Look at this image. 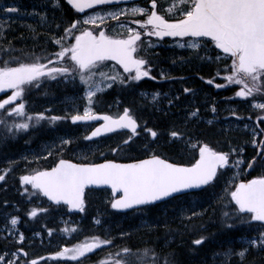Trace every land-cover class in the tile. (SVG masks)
Returning a JSON list of instances; mask_svg holds the SVG:
<instances>
[{
    "label": "trees",
    "instance_id": "16d2710c",
    "mask_svg": "<svg viewBox=\"0 0 264 264\" xmlns=\"http://www.w3.org/2000/svg\"><path fill=\"white\" fill-rule=\"evenodd\" d=\"M190 6L188 4L186 7ZM6 8H16L17 11H4ZM96 12L90 17L98 20L100 14ZM44 13L49 19V30L39 26ZM178 15L175 14L176 18L183 17V14ZM86 18L89 19L88 15L82 17L75 12L67 0H0V67L5 65L4 57L8 55L7 67H18L22 62L39 63L40 60L48 64L58 61L56 54L71 43L75 35L73 23H81ZM22 22L35 23L37 27H27L21 25ZM70 28L69 33L67 30ZM159 39L154 37L151 43L144 46L148 61L144 71H148V76L128 86L111 80L113 86L101 96L107 100L120 98L129 112L137 114L141 121L140 131L144 135L137 137L138 133H125L131 139L111 147L121 148L120 151L97 150L94 144L100 139H84L86 125L61 120L82 93L77 77L74 80L62 78L50 81V76H44L38 78L44 80L38 88L35 81L31 86H22L29 88L27 94L24 96L23 92L21 96L26 111L43 114L45 119L43 123L33 124L24 130L17 128L12 119L0 115V175L5 174L4 182L0 183V223L9 215L18 214L22 217L21 228L28 235L40 231L46 238L51 231H65L62 225L56 224L58 217L67 211L65 206L48 204L44 198L42 204H38V196H28L27 192L22 195L25 186L22 177L26 173L29 175L36 168L50 167L60 158L77 162H97L107 158L125 161L144 158L150 152H155L173 162L191 164L197 159L199 148L208 145L229 154V166L220 168L216 179L200 191L121 213L110 207V190L88 189L84 210L73 213L76 221L83 215L74 230L80 239L92 235L106 237L109 243L78 264H113L106 258L110 255L118 256L117 264H143L135 262V255L157 256V262L161 264H165V261L167 264H196L202 254L205 257V254L228 245L230 234L231 246H237L240 236L264 231V224L251 220L250 213H242L248 217L246 223H234L231 227L222 218V207L234 188L230 185L234 159L240 156L244 158L242 179L264 176V139L254 146L253 134L242 125L255 121L264 110L254 107V104L264 103V77L258 83L261 88L259 93L240 97L237 92L243 85L230 84L226 79L229 71L230 74L234 72V57L226 55L215 43L204 39L200 46L194 47L173 42L167 36L162 41ZM57 40L61 43H56ZM102 68L93 72L105 82L109 80L112 70ZM101 73L106 75L102 76ZM210 80L212 83H208ZM247 82L250 87L253 86L252 81ZM217 84L225 87L217 88ZM14 91L11 89L10 94ZM143 91H159L162 95L161 105L144 100ZM10 110L11 104L5 105L0 109V114ZM75 110L76 113H84L82 106ZM97 110L107 111V108L100 106ZM193 112H196L194 119L190 117ZM180 116H185V119H178ZM51 117L60 119L51 120ZM149 129L157 135L153 137ZM172 132L180 135L173 137ZM57 135H68L73 140L65 145L66 149L57 147L55 143L57 148L49 155L39 154V144L56 142ZM180 136L196 137L200 144L190 149L178 139ZM26 156L24 161L23 157ZM24 201L25 205L22 203ZM233 206H237L235 202ZM183 209L191 214L188 218H179ZM33 210L37 212L34 217L31 215ZM197 212L202 215L196 216ZM96 215L101 218L99 223L93 221ZM199 237L203 238L204 243L194 244ZM54 238L52 236L51 239ZM61 243H65L67 248L72 246V242L65 238L61 239ZM8 248L15 249V242L0 237V250ZM125 249L129 251L125 252ZM27 251L29 258H39L44 264L50 257L53 263L47 264H73L62 258L54 260L63 250L50 248L39 241L35 245H27ZM231 264H264V250H251L248 260Z\"/></svg>",
    "mask_w": 264,
    "mask_h": 264
},
{
    "label": "snow or ice",
    "instance_id": "6c2138e0",
    "mask_svg": "<svg viewBox=\"0 0 264 264\" xmlns=\"http://www.w3.org/2000/svg\"><path fill=\"white\" fill-rule=\"evenodd\" d=\"M78 11L83 12L85 8H92L96 4L111 3L112 0H68ZM170 7L165 12H173L180 9L183 12V18L175 23H170L159 15L156 11V0H151V12L142 7H133L130 10H121V14H146L147 25H152L154 31L150 33L156 36H192V37H210L215 45L222 49L225 54L234 57L232 75L226 77L230 84H240L243 87L237 92L240 97H249L254 93H259L261 88L258 85L261 77H264V0H168ZM190 4L191 7L186 6ZM4 11L16 12V8H6ZM113 19H118L117 14H111ZM103 19L102 17H97ZM95 19L89 18L83 23H95ZM77 21L72 25L76 27ZM71 32V28L67 30ZM130 35L127 39H113L106 36L103 31L99 35H94L92 31H83L81 35L75 37V44L69 48H63L56 55L63 59L69 52L70 59L75 62L81 70L80 78L88 83L94 73L89 72L86 77L84 70H90L96 66L97 62L105 60H117L124 66L125 71L136 69L133 80H139L143 76H148V71H141V67L146 63L142 59H135L133 53L136 52V42L140 40V33L129 29ZM56 43H61L57 40ZM197 46L196 44L193 45ZM46 65L41 63L20 64L18 67H0V91L5 89H15L8 99L0 102V109L5 105L11 104L24 92L22 87L25 84H31L45 75L69 73L68 68H51L45 71ZM102 76L106 74L101 73ZM54 78V77H53ZM115 79V77H112ZM248 80L253 82L250 87ZM212 83V81H208ZM38 86V85H37ZM217 88L225 85H216ZM97 91H100L98 88ZM185 91H190L185 89ZM94 92H89V99ZM158 95V94H157ZM155 98V97H154ZM254 107L264 109V103L254 104ZM215 111V109H213ZM16 114L24 112V104H19L12 109ZM193 116L196 112L192 113ZM31 120L32 117H26ZM45 119L43 114L38 120ZM51 120L60 119V117H51ZM75 121L99 119V117L85 112L84 115L71 117ZM106 124L103 131L109 132L116 128H128L132 133L136 132V121L125 110L123 116L119 119H112L104 116ZM264 119V117H261ZM19 129H28L29 123L16 125ZM153 137L157 135L155 131L148 130ZM101 133L97 128L92 136ZM173 137L180 134L172 132ZM90 139L91 137H87ZM127 142V141H126ZM243 161H235L236 165ZM229 166V154L214 151L208 145L200 148V159L191 167H181L160 157L153 156L151 159L143 160L132 164H116L108 162L100 165H77L69 161L60 160L58 165L51 171L37 172L32 176L22 177L24 184H31L34 188L41 189L44 195L55 200L57 203L64 201L73 208L83 211V194L88 185L110 184L114 191L123 192L121 199L112 204L113 208H130L134 205L149 204L169 197L173 193H178L184 189L200 187L213 181L217 175L218 168ZM251 167V164L249 165ZM4 175H0V180H4ZM231 197L239 206L240 213H250V219L264 223V177L252 179L247 183H240L236 190L231 192ZM34 217L36 210L31 212ZM227 215V214H225ZM97 223H99L97 221ZM12 225L17 224L14 218ZM23 240V236L20 237ZM100 243H85L77 245L72 249L65 248L57 254V257L78 260L84 257L86 252L93 251ZM203 243V238L194 241V244ZM252 246L264 248V233H261L258 240L249 241ZM125 252L129 250L125 249ZM246 250L236 253L241 259L245 257ZM230 256L231 253H225ZM0 260L3 257L0 256ZM10 264V262H9ZM32 264H37L33 260ZM167 264V261H165Z\"/></svg>",
    "mask_w": 264,
    "mask_h": 264
},
{
    "label": "rangeland",
    "instance_id": "374dc122",
    "mask_svg": "<svg viewBox=\"0 0 264 264\" xmlns=\"http://www.w3.org/2000/svg\"><path fill=\"white\" fill-rule=\"evenodd\" d=\"M126 2H127L126 3L127 5L122 6V10H125L124 8L129 9V10L132 9L133 7L129 3L130 1H126ZM137 7L145 8V9L148 10V12L152 11V8L148 9L146 7H143L141 4L137 5ZM162 8H163V10L166 9V5L163 6ZM113 9L114 8L108 9V11L103 15V17H102L103 19L102 20L99 19L96 22V24L94 23V24H91V25L93 27L97 26L95 28H96L97 31H99L100 28H101L100 24L102 22L106 21V22L111 23L110 21H113L111 23L112 24L111 25L112 29H111L110 32L113 33V34H118L119 36L130 34L129 33V29H132V30H134L136 32L139 27H141V30H143V32L145 34L147 32L148 33H152L155 30L152 25H147L146 24V20H147V15L146 14H136L134 16L133 14H131L130 11H127V14H121V10L115 8L116 10L113 11ZM111 14H117L119 18L118 19H113ZM160 15L164 16V18L166 20H168L170 23H175L179 19L183 18V17L176 18L175 13H173V12L160 13ZM21 25H25V26L31 27V28L37 27V25L35 23L22 22ZM83 31H84V28H79L76 31L77 34L74 35L73 41L71 43L65 45L63 48H69L72 45H74L75 44V37L81 35V33ZM186 37L187 36H183V37H181V36H170V38L173 40V42H175V41L180 42ZM189 38H190V43L194 44L195 42H197V40H199V38H202V37L189 36ZM159 40L162 41L163 39H159ZM70 57H71V53L69 52L63 59L59 58L58 61H52V62H50L48 64L43 63V62H41L39 60V63L44 64V65L47 66L46 69H45L46 72H47L48 69H51V68H68L70 70L69 73H64V74L53 73L51 76L50 75H45V76H50L51 77L50 81L59 80V79H62V78H67V79L74 80L75 77H77L78 78L77 82L81 86L82 93L80 94V96H78L75 99L74 103L71 104V107L67 111V114H65L64 117L61 118V120L72 121L71 117L74 114H76V110L75 109L77 107H80V106H82V109L84 110V113L86 111L89 112V113L95 112V111H97L98 107H100V106L106 107L107 111H105V112H110L111 114H118L120 112H123L126 106H125V103L123 104V102H122V100L120 98H116L115 100H109V99L107 100V99H104L101 96L110 87L113 86L111 80L116 81L119 85L124 84L125 86H128L129 84L138 81V80H133L132 79V77L135 76V74H136V70L133 69V71H130V72L125 71L124 68L122 69L119 66V63L117 61H115V60H105V61H102V62H97L96 66H94L90 70H84L83 74L87 77L89 75V72L94 73L93 71H96L97 68L104 67V68H108V69L112 70V72L110 74V77L108 78L109 80L105 81V82H102L100 80V78L97 77L94 74L92 76V79L88 83H85L80 78V71L81 70L78 68V66H76L75 62L70 59ZM8 62H9V55L4 57L5 65H3L2 67L6 66L8 64ZM22 63L23 64H31L29 62H22ZM22 63H20V64H22ZM8 66H9V64H8ZM104 68H102V69H104ZM141 71H144V70L141 69ZM232 74H233L232 71H231V74H230V71H229L227 76L232 75ZM42 77H44V76H42ZM112 77H115V79H112ZM261 78H263V77H261ZM43 82H44L43 79H39L38 81H35L36 88H38L40 85H42ZM29 86H31V84H29ZM98 88L100 89V91H97ZM6 90H7L8 93H7L6 96L1 97V100H3V98H7V96L11 92L10 88L6 89ZM28 90H29V88L24 89V96H25V94H27ZM90 91L94 92V95H92L91 98L89 99L88 93ZM142 98L144 100H147L150 103L157 102V104H159L160 101H162V99L160 97V94L158 92H152V93L143 92ZM19 104H24V112L22 114H16V113L12 112V109L14 107H16L17 105H19ZM159 105H161V104H159ZM261 110H263V109H261ZM0 115H1V117L3 116L2 118L12 119V121L16 125L21 124V123H29V127H30L33 124H36V123L41 124V123L44 122V119L38 120V117L40 115L28 113L26 111L25 102L23 100V97H19L15 101H13L12 104H11V110L7 111L4 114H0ZM133 115L137 117V114H133ZM26 117H32V119L28 120V119H26ZM190 117L193 118V119L195 118V116H193L192 114L190 115ZM261 117H264V110L259 113V116H258V118L255 121H249V122L242 123L243 127L248 128L249 131L253 134V138H254L253 145L254 146L259 145L261 143V141L264 139V119H261ZM178 119H185V116H180V117H178ZM208 122H210V120H208ZM50 123H51V121H50ZM237 124H240V123L237 121ZM229 125H231L230 122H229ZM141 135H144L143 131H140L137 134V137H139ZM182 136L180 137V139L183 142L184 146L186 145L190 149L197 148L199 146L200 141L196 137H190V136L182 137ZM81 137H82V134H81ZM86 138H87V136L85 135L84 139H86ZM128 139H131V137L127 136L124 132H120V133H117V134H114V135H110L108 137H104V138L98 140L94 144V147L97 150H102V151H104V150L111 151V152L112 151H117V150L120 151L121 148H111V147L113 145H115V144H120L121 145V143L123 141L125 142ZM56 140H57L56 142H51V143H40L39 144V152L38 153L39 154H43V155H49L54 150V148L56 147L55 143L57 144V147L59 146L62 149H66L67 146H65V145H68L69 143H71V141L73 139H71V137L68 136V135H57ZM35 157H33V158L35 159ZM26 159H27V156L23 157L24 161H26ZM235 161H243V162L238 164V165H236L234 163ZM234 162H233V164H231L234 167V171H233V173L231 175V181H230V185L234 186V188H233L232 191H230V195L228 197V200L224 203V205L222 207V216H223L222 218H223V221L226 222L227 225H229V226L233 225L234 223H238V224L246 223L247 222V218H248L247 216H244L242 213H240L238 211V207L237 206H236L237 208L235 206H233L234 200L231 197V192L235 191V187H236L237 183L240 180H242L241 175H242V172H243L244 158H242L241 156L237 157V158L234 159ZM31 174H32V172H31ZM28 187L26 185L24 186V191L27 192L28 196H29V194H30V196L38 195V193H36L37 191H35V190L33 191L30 187L29 188ZM225 214H227V215H225ZM190 215L191 214L189 213L188 210L183 209L179 213V218H181V219L188 218ZM201 215H202V213L197 212L196 216H201ZM12 219H14V216H11L9 218V224L11 225V229L13 231V226L14 225L11 224V220ZM78 220H80V219H78ZM78 220L76 221V219H73V217L70 215V211H64L62 213V215H60L58 217V220H56V224L62 225L63 229L65 231H62V230L61 231H51L50 236L51 237L55 236V238H56L54 243L53 242L50 243V238L46 239L44 236L41 237L38 234H34L32 238H33V240H37V241L41 240L42 243H46V245L47 246L49 245L50 248L53 247V246H57V243H59L62 238H65V239H68V240H70L72 242V246L69 247L68 249H72V248L76 247L77 245L85 244L86 242L89 243V244H92L94 242H104V241H106V239L104 240V238H100V237L92 236V235L84 236L83 238L80 239L79 238L80 237L79 234L76 235L77 232H75V230H74L76 228V225H77L76 223H78ZM100 220H101V218H100L99 215H96L93 218V221L96 222V223H97V221L100 222ZM51 230H53V229L51 228ZM261 233H264V231H261L260 233L255 234V235H248L247 234V235L240 236L238 241L241 243L242 247L245 248L246 246L250 245L249 241H251L253 239H257L258 240V238H259ZM211 234L214 235L213 233H211ZM11 237L14 239L17 236L15 234L11 233ZM17 238L19 239V237H17ZM53 244H56V245H53ZM103 244L104 243H100V246L96 247L94 250L100 248ZM66 247H62L61 246V250H63ZM254 247H256V246H254ZM257 248H261V247H257ZM245 250H246V254H245V256H246L248 248H245V249H243L241 251H245ZM93 251H91V252H93ZM91 252H86L85 256L84 257H80L78 260H71V259L67 258V256H71L73 253H68L67 256L62 257V258H65L66 260H69L70 262L72 261L74 264H77V263L82 262ZM12 254H13V257L11 255H9L10 256V260H8L7 263L10 262V264H14V262H16L18 264H30L28 260L20 259L19 255L15 254V253H12ZM5 255H7V254H0V256H2L3 258H4ZM135 256L137 257V260L135 261L137 263L161 264V263L157 262V260L159 259L157 256H153V257H149V256H141V257H139V255H135ZM106 258H107L108 261H110V262L112 261L113 264L119 263V261L116 260V258L119 259L117 255H110V256H107ZM199 260H200V263H199ZM199 260H198V263H196V264H202L203 260H206V261H204V264H219V263L228 264L229 256H225L224 255L223 257H219L216 254L215 251H212L211 254L210 253L208 255L205 254V257H203V254H202V258H200ZM0 262H1V260H0ZM49 262L50 261H46L45 264H47ZM41 264H44V263L42 262Z\"/></svg>",
    "mask_w": 264,
    "mask_h": 264
},
{
    "label": "water",
    "instance_id": "95a60500",
    "mask_svg": "<svg viewBox=\"0 0 264 264\" xmlns=\"http://www.w3.org/2000/svg\"><path fill=\"white\" fill-rule=\"evenodd\" d=\"M128 1H129V0H128ZM122 2H126V1H122ZM0 92H2V91H0ZM123 114H124V113H123ZM123 114H121L119 117L123 116ZM91 115L96 116V117H99V119H91V120L77 121V122H80V123H90V122H95V121L103 120V123L97 125L95 128H93V129L91 130V132L89 133V137H91L90 139H95V138L101 137V136L105 135L106 133L114 132V131H116V130L119 129V128H116V127L114 126V130H113V131H109V132L103 131V127H104V125L106 124V121L103 119L104 116L111 117V118L114 119V120H115V119H119V117H114V116H112V115H110V114H104V113H98V112H97V113H92ZM81 116H82V115H81ZM132 118H133V117H132ZM133 119H134V118H133ZM134 120H135V119H134ZM135 121H136V124H137V128H136V130H137V129L139 128V123H138L137 120H135ZM97 128H100V129H101V133H100L99 135H97V136H92V133H93L94 131H96ZM125 129L131 131V129H128V128H125ZM221 153H223V152H221ZM152 157H153V156H152ZM152 157H147V158L138 159V160H131V161H118V160H113V159H106V160L99 161V162H95V163H80V162L72 161V160H70V159H60V160L69 161V162H71V163H73V164H77V165H100V164H105V163H108V162H113V163H116V164H132V163H138V162L143 161V160L151 159ZM157 157H159V156H157ZM160 158H161V157H160ZM161 159H163V158H161ZM199 159H200V154H199V158L197 159V161H198ZM60 160H59V161H60ZM163 160H165V159H163ZM59 161L56 163V165H55L54 167L49 168V169H46V170H42V171H51L53 168H55V167L58 165ZM166 161H167V160H166ZM197 161H196V162H197ZM167 162H168V163H171V164H174V165H177V166H181V167H191V166H193V165L196 163V162H194V163H192V164L187 165V164L173 163V162H170V161H167ZM218 169H219V168H218ZM218 169H217V173H218ZM42 171H39V172H42ZM35 174H36V173H35ZM35 174H34V175H35ZM216 176H217V175H216ZM215 178H216V177H215ZM215 178H214V179H215ZM257 178H261V177H257ZM214 179H213V180H214ZM252 179H256V178H251V179H247V180H242V181H240V182L237 184V186H238L240 183H247L248 181H251ZM210 183H211V182H210ZM210 183H209V184H210ZM209 184H207V185H209ZM207 185H201L200 187H193V188H189V189H184V190H182V191H180V192H178V193H173V194H172L171 196H169V197H164V198H162V199H160V200L154 201V202L149 203V204H153V203L161 202V201L167 200V199H169V198H171V197H173V196L180 195V194H183V193L192 192V191H198V190L203 189V188L206 187ZM87 188H108V189H110L111 192H112V194L115 196V199H114L113 203H115L116 200L121 199L122 196H123V192H122V190H121V191H114V190L112 189V186H111L110 184H94V185H88V186L85 187V189H87ZM85 189H84V194H83V201H84V196H85ZM40 191H41L42 195H43L47 200H49L50 202H52V203H54V204H57V205H58V204H65V205H67V206H68L70 209H72V210H79V209H77V208H73L70 204H67V203H65L64 201H60L59 203H57L55 200H53V199H51L50 197L44 195L43 190L40 189ZM118 194H121V195L118 196ZM113 203H112V204H113ZM149 204L134 205V206H132V207H130V208H114V209H115V210H118V211H127V210H130V209H133V208H138V207L145 206V205H149Z\"/></svg>",
    "mask_w": 264,
    "mask_h": 264
},
{
    "label": "flooded vegetation",
    "instance_id": "af4514ba",
    "mask_svg": "<svg viewBox=\"0 0 264 264\" xmlns=\"http://www.w3.org/2000/svg\"><path fill=\"white\" fill-rule=\"evenodd\" d=\"M149 4L151 5V0H149ZM166 5V9L167 8H169L170 7V3L168 2V0H156V8H155V10L157 11V13L158 14H160V13H166L164 10H163V6H165ZM151 8V7H150ZM90 10H91V8H85L84 9V11H83V13L85 12V11H87V12H90ZM153 10V9H152ZM108 11V7H103V9H101V12L103 13V15L106 13ZM173 13H175V14H180V13H182V11L180 10V9H176V10H174L173 11ZM92 23H84V31H92V33L94 34V35H99V33L101 32V31H103L104 33H105V35L106 36H109V37H111V38H113V39H127L128 38V36L130 35V34H128V35H123V36H119L118 34H113V33H111L110 31H111V23H109V22H106V21H104V22H102L101 24H100V30L99 31H97L96 30V28L95 27H97V26H92L91 25ZM95 29V30H94ZM136 32H139L140 33V40H138L137 42H136V45H135V47H136V52L135 53H133V57L135 58V59H142V60H147V56L144 54V44H145V39H146V37H145V33L143 32V30H141V27H139L138 29H137V31ZM149 37L150 36H152V37H154L155 35H151V34H149L148 35ZM115 61H117V60H115ZM118 62V61H117ZM119 63V62H118ZM122 69L124 68V66L123 65H119ZM145 66L143 65L142 67H141V69H143ZM153 68V67H152ZM133 69H135V68H133ZM133 69H132V71H133ZM136 70V69H135ZM22 195H25V193H23ZM23 203V205H25V201L24 202H22ZM1 230H3V229H1ZM4 231V230H3ZM204 243V242H203ZM202 244V243H201ZM226 246H228V247H226ZM226 246H224L223 247V249L222 250H224L225 249V247L226 248H229V252L231 253V234H230V239H229V242H228V245H226ZM203 248H205V245H203ZM262 250H264V248H262ZM250 253V252H249ZM249 253H247V255H246V258H244L245 260L246 259H248L249 258ZM25 255L23 256L25 259H27V257L26 256H28V254H27V252H25L24 253ZM203 256H204V254H203ZM8 260H10V257L9 256H6L5 257V259H3V260H1V262H0V264H9V263H7L8 262ZM33 260H35V259H31L30 261H31V263H32V261ZM244 260V261H245ZM35 261H37L38 262V260H35ZM235 263V262H243V260L242 259H239V257H237V259L235 260V261H233L232 260V263ZM202 264H204V263H202ZM219 264H221V263H219ZM228 264H231V255H230V257H229V262H228Z\"/></svg>",
    "mask_w": 264,
    "mask_h": 264
},
{
    "label": "bare ground",
    "instance_id": "6f19581e",
    "mask_svg": "<svg viewBox=\"0 0 264 264\" xmlns=\"http://www.w3.org/2000/svg\"><path fill=\"white\" fill-rule=\"evenodd\" d=\"M45 27H46V28H44V29H47V28H48L47 30H49V27H47V26H45Z\"/></svg>",
    "mask_w": 264,
    "mask_h": 264
}]
</instances>
